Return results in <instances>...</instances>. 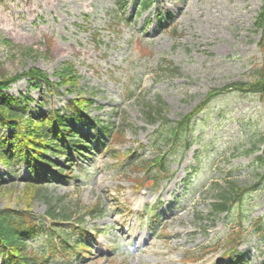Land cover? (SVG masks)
Masks as SVG:
<instances>
[{
    "label": "rangeland",
    "instance_id": "374dc122",
    "mask_svg": "<svg viewBox=\"0 0 264 264\" xmlns=\"http://www.w3.org/2000/svg\"><path fill=\"white\" fill-rule=\"evenodd\" d=\"M141 1L149 0H0V36L14 46L10 52L0 48V75L35 67L56 82L55 72L67 62L79 76L71 92L62 88L51 95L22 80L6 94L31 97L32 110L63 109L82 95L92 102L86 112L95 122L115 126L125 120L124 141L113 146L125 156L73 153L71 179L48 187L49 196L65 199L72 213L79 211L76 203L80 206L73 219L86 211L82 206H97L99 214L83 219L88 257L77 260L71 254L50 264L66 259L69 264H191L185 261L188 252L215 245L217 250L194 264H225L223 241L239 224L252 234L238 251L247 264H261L264 146L255 138L264 128V109L258 97L234 92L216 98L196 117L182 154L168 153L161 141L164 128L146 124L141 109L159 97L167 105L165 117L175 122L210 90L251 82L261 60L253 22L264 0H150L149 9L140 12ZM76 126L85 133L84 122ZM160 151L166 152L170 177L157 188L136 189L143 173L132 174L129 164ZM0 176L18 179L28 172L21 166L16 175L8 174L0 165ZM225 180L252 190L229 213L211 215L215 193L210 189ZM17 196L0 197V209L21 207ZM45 211V204L35 201L32 212L47 228ZM258 218L259 232L250 227ZM44 240L30 243L40 248Z\"/></svg>",
    "mask_w": 264,
    "mask_h": 264
},
{
    "label": "trees",
    "instance_id": "16d2710c",
    "mask_svg": "<svg viewBox=\"0 0 264 264\" xmlns=\"http://www.w3.org/2000/svg\"><path fill=\"white\" fill-rule=\"evenodd\" d=\"M149 1H141L137 9L140 12L148 10ZM253 28L260 34L257 46L261 60L251 82L236 81L210 90L196 107L175 122L165 117L167 105L159 97L153 102L142 103L141 114L144 122L164 128L161 141L168 153L182 154L186 151L189 146L187 136L196 117L205 113L209 105L221 95L234 92L252 94L258 97L264 109V2L254 19ZM93 37L98 41L97 34ZM1 47L10 52L14 46L7 38L0 36ZM172 71L177 73L176 68H172ZM55 76L57 81L52 82L45 71L35 67L22 74L0 75V164L9 171V174L15 173V168L20 165H24L29 172L24 180L9 179L7 182L0 178V197L11 199L14 193L18 192L16 199L21 205L18 206L19 208L6 206L0 209V264H50L54 259L63 256L67 258V255L71 254L75 255L77 260L88 257L89 248L84 241L89 233L81 225L84 215L94 218L97 206L90 210L86 208V212L75 219L78 228L63 227L59 223L71 221L74 215L80 212V206L78 207L76 203L74 207L79 211L72 213L67 204L69 202H65V199L49 196L48 184L71 179L73 153L79 157H86L94 152L103 151L115 159L125 156L113 149L114 145L124 141L125 120L115 126L95 122L86 112L92 102L82 98V95L70 100L63 109L34 108L32 111L31 97H15L5 93L13 84L21 80H26L33 88L43 89L45 93L51 95L59 94L58 91L62 88L68 89L65 90L66 92H71L77 87L79 77L70 63L62 64L55 72ZM81 121L86 128L85 133L76 126ZM255 140L264 146V128ZM153 144L158 145V140H154ZM165 154L166 152L160 151L158 156L151 160L129 164L131 173H143V176L137 180L138 188L144 185L154 187L161 180L170 177L166 168ZM225 182L226 184H219V181H216L212 184L210 191L215 194L210 204L211 215L229 213L236 202L252 190L249 187H238L233 181L225 180ZM35 201L45 204V218L51 223H56L58 226L56 229L45 228L33 216ZM81 209L85 207L82 206ZM260 220L261 218L253 221L250 227L256 228L258 232L261 231L257 226ZM76 233H78L77 238ZM249 234L251 235L252 232L246 231L241 225L232 229L224 240L227 249L225 255L228 257L225 264H247L245 254L238 253L237 247ZM41 236L45 238L44 246L33 248L30 241ZM261 237L264 241V230L261 232ZM206 253H209L207 247L202 248L196 256L189 253L185 258L199 260ZM261 255L263 256L261 264H264V250ZM67 261L68 259L62 260V263L69 264Z\"/></svg>",
    "mask_w": 264,
    "mask_h": 264
}]
</instances>
